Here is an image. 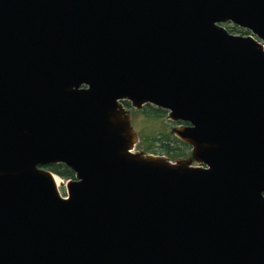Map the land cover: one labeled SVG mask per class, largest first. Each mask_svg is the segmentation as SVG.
Instances as JSON below:
<instances>
[{
	"label": "water",
	"instance_id": "95a60500",
	"mask_svg": "<svg viewBox=\"0 0 264 264\" xmlns=\"http://www.w3.org/2000/svg\"><path fill=\"white\" fill-rule=\"evenodd\" d=\"M0 264H264V0H0Z\"/></svg>",
	"mask_w": 264,
	"mask_h": 264
},
{
	"label": "rangeland",
	"instance_id": "374dc122",
	"mask_svg": "<svg viewBox=\"0 0 264 264\" xmlns=\"http://www.w3.org/2000/svg\"><path fill=\"white\" fill-rule=\"evenodd\" d=\"M224 27L231 33L237 35H248V31L243 29L246 33L241 31L242 28L237 27L233 23H225ZM121 105L126 109L129 114L134 130L137 133V144L134 151L143 153L144 155H160L164 156L171 163L188 162L192 166H200L194 157L192 148H189L183 155L174 157L173 155H167L164 153L162 145L171 143L168 145L178 146V142H175V138H180L173 132L174 129L183 127L184 124L178 123L170 119L168 112L162 110V112L156 114L152 107L157 108L154 105H144L141 108L134 107L129 100H122ZM155 150V151H153ZM155 152V153H154ZM58 176V175H57ZM61 178V177H60ZM67 178H61L60 191L63 196L67 195L66 183Z\"/></svg>",
	"mask_w": 264,
	"mask_h": 264
},
{
	"label": "trees",
	"instance_id": "16d2710c",
	"mask_svg": "<svg viewBox=\"0 0 264 264\" xmlns=\"http://www.w3.org/2000/svg\"><path fill=\"white\" fill-rule=\"evenodd\" d=\"M235 28L236 30L238 29L237 27ZM241 31L243 33H246L244 30H241ZM152 109L154 110L156 114L162 112V110L159 108L152 107ZM175 142H178L179 145L173 147L171 145H168V144H171L170 142L162 145V147L164 148L163 152L166 153L167 155H173V158H174V157H178L179 155H183L190 148L188 144L182 142L178 138H175ZM48 168L64 178H74L75 177L74 171H72L68 166H66L63 163L52 164V165H49Z\"/></svg>",
	"mask_w": 264,
	"mask_h": 264
},
{
	"label": "bare ground",
	"instance_id": "6f19581e",
	"mask_svg": "<svg viewBox=\"0 0 264 264\" xmlns=\"http://www.w3.org/2000/svg\"><path fill=\"white\" fill-rule=\"evenodd\" d=\"M54 178H55V183L57 184V186L60 189V186H61V178L59 176H57V175H55Z\"/></svg>",
	"mask_w": 264,
	"mask_h": 264
}]
</instances>
